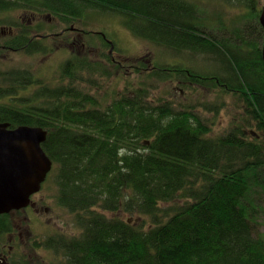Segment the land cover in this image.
<instances>
[{"label":"trees","instance_id":"trees-1","mask_svg":"<svg viewBox=\"0 0 264 264\" xmlns=\"http://www.w3.org/2000/svg\"><path fill=\"white\" fill-rule=\"evenodd\" d=\"M213 1L231 8L235 19L207 14L203 0H0V57L9 50L52 52L43 35L30 36L34 29L28 23L3 19L5 13L42 8L68 26L81 22L88 11H110L124 19L129 31L163 47L186 68L165 62L151 70L132 65L141 78L138 86L126 87L107 102L99 83L80 75L109 79L119 74L125 66H114L109 56L100 63L89 61L87 52L72 56L60 68L58 85L37 79L32 70L0 66V124L47 132L42 150L53 164L47 180L53 178L57 203L76 217L81 230L77 237H38L37 250L52 249L69 264H264L259 208L252 200L253 192L264 190L262 6L259 0ZM80 2L102 6L81 9ZM140 5L161 8L169 24L157 26ZM225 54L231 58L224 60ZM204 56L220 67L223 61L222 71L199 72L204 79L188 67ZM181 77L232 96L242 111L239 121L214 136L194 108L150 100L152 81ZM220 96L216 100L221 102L198 106L217 113L224 107ZM175 202L182 204L171 207L163 220L160 210H167L160 204Z\"/></svg>","mask_w":264,"mask_h":264},{"label":"rangeland","instance_id":"rangeland-1","mask_svg":"<svg viewBox=\"0 0 264 264\" xmlns=\"http://www.w3.org/2000/svg\"><path fill=\"white\" fill-rule=\"evenodd\" d=\"M259 1L260 6L263 7L264 0ZM203 2L205 7L207 6V14L218 13L224 16L225 19L231 18L232 20L237 14L232 13L231 8H223L221 3L219 4L218 1L203 0ZM147 6L148 5H140L141 11L148 14L149 19H151L154 24L159 27L169 24L168 22L170 21L168 20V16L162 13L161 8L149 10L147 9ZM225 14L227 15L226 17ZM4 16L5 17L3 19H12L13 21L16 20L22 24L28 23L34 29L30 36H47L48 34H57L61 30L67 29L68 26L75 28L79 32H75L74 34L68 33L66 36H63V39L58 38V40L45 38L43 44L47 47V49L49 48L52 50V52L49 51L46 55L41 53L26 55L19 51L18 53L8 51L3 53L0 57V66H2L3 69L8 70L10 68H14L32 70L35 72L37 79H43L45 82H51L53 85L59 84V77L61 73L60 68L67 61H69L72 56H80L87 52L89 53L88 55H90L89 61L100 63L99 59L104 61L103 58L109 56V52L111 50L109 57H113L125 66L122 71H119V74H116L114 77L109 79L105 77L101 78L96 74L91 75V77L87 76L86 73L80 75L88 81H97L99 83V87H101V95L102 97H107V102H111L113 98H115L116 94L122 93L126 87L129 88L138 86L141 78L138 79V75H136L137 70L131 69L132 65H139L141 68L145 67L143 69L151 70L155 64L161 65L165 62L178 63V66L175 67L185 68V66L179 65L181 63L183 64V62H180L176 59V57L172 56V54L166 52L163 47L161 48L157 46L154 42L150 43L139 35L129 31L123 24L124 19L110 11L107 13L88 11L86 15H84L85 17L81 22L76 21L74 25L68 26H64L58 18H53L43 13L34 15L30 12H25L23 9H17L14 12L5 13ZM151 16H154V18ZM213 16H215V14H213ZM126 23H128V21H126ZM234 24L236 26L238 25L236 23ZM3 30L5 31V28H3ZM7 31L8 30L5 32ZM9 33L15 34L16 31L10 30ZM99 33L104 35V38ZM86 35L87 37H85ZM91 38H94V40L89 41L88 43L86 40ZM222 58L226 60L231 58V56L229 54H225ZM210 59L211 58H205L204 56L200 61L194 60V62H190V66L188 65V67H190V69H197H192V71L194 70V72H200L202 74L205 72L214 74L219 71V69L221 70V67H224L222 60V66L220 67L216 60L214 61ZM187 61L189 60L187 59L186 62ZM104 65L107 66L106 63H104ZM105 68H107L109 72H112L109 66ZM143 69L141 70L143 71ZM200 73L199 75L201 78L205 79L206 75H202ZM211 74L209 77H212ZM144 76L145 75H143V77ZM183 78L174 79L173 82L152 81V83H150L153 85L150 88V100L155 102V100L158 99H166L175 107L194 108V112L199 113L201 117L207 121L206 123L212 128L214 136H219V134L229 130L232 123L239 121V116L242 111H239L234 107L235 101H233L232 96H220L221 91L219 90L209 91L207 89H202L189 84L190 82L186 79L184 80ZM145 80L147 81V79ZM84 87L89 89V84L84 83ZM217 96H220L221 100L224 101V107L221 110L218 109L217 113L209 111L206 112L203 106H198L201 103L207 104L208 102L213 101L221 102L220 100H216ZM57 189L56 184L53 183V178L50 177L48 180L46 178L44 186L33 198L34 201H43V204L46 206L43 207V209L45 210L47 208L46 213L43 211L39 214L42 218L41 222H38L37 225L33 224L34 234L43 240L48 238V236H53L59 231H62L67 236L75 237L79 236V232L81 231L78 229L76 217L72 213H69L68 210L60 207L57 203ZM252 200L258 204L259 211L256 217L258 224H260L258 230L264 237V190L262 191L261 189H257L253 192ZM181 204L182 202L171 203V205L160 204V208L167 210L166 213H163V211L160 210V215L163 220L166 219L167 216L171 215L172 212L169 211L171 207L180 206ZM29 210L30 209H28V211ZM105 215L109 217L117 214L105 213ZM118 215L122 219H127L130 222L134 219L133 216H125L123 213H119ZM16 216L24 217L26 216V213L24 212L21 215ZM134 220L135 224L141 223L139 220ZM147 222H149V220ZM38 255L41 256L40 259L44 263L56 262L55 260L59 259V256H57L51 249L48 250L40 248L38 249Z\"/></svg>","mask_w":264,"mask_h":264},{"label":"water","instance_id":"water-1","mask_svg":"<svg viewBox=\"0 0 264 264\" xmlns=\"http://www.w3.org/2000/svg\"><path fill=\"white\" fill-rule=\"evenodd\" d=\"M258 17L264 37V5ZM261 58L264 64V41ZM46 137L39 127L10 129L9 124H0V215L26 209L40 191L53 166L42 150Z\"/></svg>","mask_w":264,"mask_h":264},{"label":"flooded vegetation","instance_id":"flooded-vegetation-1","mask_svg":"<svg viewBox=\"0 0 264 264\" xmlns=\"http://www.w3.org/2000/svg\"><path fill=\"white\" fill-rule=\"evenodd\" d=\"M79 5V8L81 9H97L98 7L102 6V4H100L99 2H80ZM25 12H30L36 15L43 13L44 9L36 8V10H30L29 8H27ZM75 32L79 33L75 28L68 27L67 29L61 30L57 34H48L47 36H44V38L58 40V38L63 39V36L68 33L74 34ZM100 35L104 38V35ZM9 51H13L14 53V50ZM110 59L114 66L117 65L121 66V68L124 67L123 64L115 60L113 57H110ZM43 186L44 184L41 186V188ZM37 193H35V195H37ZM35 195L30 198L29 206L26 207V209L16 210L6 213L5 215H0V264H69L66 261L65 256H63L61 253L57 255L59 256V259H57L56 257V262L49 263L42 262L40 259L41 256L38 255V250L37 248H35V244L38 243L37 241L39 236L37 237V235L34 234L33 224L37 225L38 222H41L42 218L39 214H41L43 211H45L46 213L47 208L45 210L43 209V207H46L43 204V201L41 202L40 200H33ZM28 209L30 210L28 211ZM24 212L26 213V216H16L21 215ZM55 234L64 233L62 231H59ZM32 235L34 236V239Z\"/></svg>","mask_w":264,"mask_h":264}]
</instances>
